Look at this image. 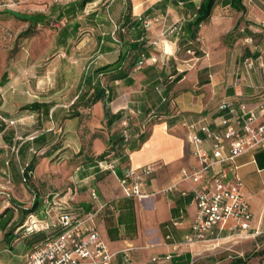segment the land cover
I'll return each instance as SVG.
<instances>
[{"label":"crops","instance_id":"1","mask_svg":"<svg viewBox=\"0 0 264 264\" xmlns=\"http://www.w3.org/2000/svg\"><path fill=\"white\" fill-rule=\"evenodd\" d=\"M54 1L55 10L47 19L67 23L51 34L45 48L98 52L80 67L78 84L99 79L93 70L115 61L121 48L125 51L144 42L147 53L122 62L125 77L103 82L102 76L107 94L81 109L82 118L61 120L60 105L47 116L38 113L39 134H65L66 153L83 151L86 158L79 166L71 164L72 188L38 194L40 211L35 218L52 221L58 206L94 212V222L112 254L109 264H264V146L215 165L202 182L179 181L182 172L191 173L199 166L188 133L203 138L202 148L210 153L212 138L203 128L222 133L232 123V114L220 108L221 102L235 107L245 103L261 113L264 0H215L194 38H185L183 29L170 32L169 28L193 20L202 0H92L80 8L79 0ZM70 4L76 8L67 13ZM140 16L152 22L145 26ZM0 31V48H5L12 37L4 34L12 33L2 27ZM44 116L51 119V126L43 125ZM124 120L130 123L129 140L116 142ZM103 152L106 157L99 159ZM28 158L25 154L23 161ZM99 160L113 163L114 171L99 169ZM147 164L153 171L144 177L141 189L150 195L125 196L119 182L123 172ZM219 169L227 171L226 184L233 173L239 176L252 212L250 226L237 234L229 221L222 229L214 226L206 241H188L196 212L194 190L207 186ZM172 183L176 185L163 191ZM27 199L19 202L30 205ZM4 202L2 214L10 203ZM27 251L23 239L9 249L0 247V264H25Z\"/></svg>","mask_w":264,"mask_h":264},{"label":"rangeland","instance_id":"2","mask_svg":"<svg viewBox=\"0 0 264 264\" xmlns=\"http://www.w3.org/2000/svg\"><path fill=\"white\" fill-rule=\"evenodd\" d=\"M52 4H55L54 0H29L10 10L47 16L54 7ZM5 10L0 9V27L10 30L12 38L5 48H0V206L4 201L12 203L11 199L17 202L28 200L27 196L32 202L34 194L73 187L71 164L79 166L83 158L73 152L64 154L62 160H54V157L48 160L41 157L44 150L37 151L31 177L26 182L22 180L20 170L23 157L18 152V146L26 140L31 141L40 132L36 125L38 112L23 106L34 101H45L54 111V106L60 105L62 120L79 92L87 88L83 82L78 84L80 67L98 54L95 48H45L51 34L65 26V19L50 18L37 24L33 32L24 37L21 34L28 22ZM85 27L86 23L82 22L81 31ZM45 116L43 125L51 126V119ZM9 138H12L11 141ZM65 139L61 137V141ZM33 148L36 149V145ZM24 152L29 157L33 155V150L28 148Z\"/></svg>","mask_w":264,"mask_h":264},{"label":"built area","instance_id":"3","mask_svg":"<svg viewBox=\"0 0 264 264\" xmlns=\"http://www.w3.org/2000/svg\"><path fill=\"white\" fill-rule=\"evenodd\" d=\"M16 5L15 2L0 0L1 10L11 9ZM139 19L145 26L152 22L147 17L140 16ZM54 25L57 26V23ZM181 27L182 23L177 22L169 28V31L180 30ZM4 35V38L12 37L10 33ZM141 64L142 60L136 65L139 67ZM259 105L261 113L257 114L245 103H239L235 107L230 102H221L220 108H228L232 114V123L228 124L222 133L210 130L208 127L203 128L205 136L212 138L210 153L202 148L203 138L196 132L190 131L188 140L193 145V154L198 158L199 166L191 173L182 172L179 181L202 182L215 165L229 163L249 149L264 146V85ZM122 125L121 135L124 141H128L130 137L128 121L124 120ZM98 167L101 170L114 171L115 169L113 163L106 161L98 162ZM152 171L153 167L150 164L127 168L119 178L123 194L134 198L150 195L142 191L141 184L144 177ZM227 178V171L219 169L212 174L207 186L194 190L196 212L188 241H206L214 226L222 229L229 221L233 222L229 227L233 233L241 234L249 228L252 212L243 193L242 182L236 173L232 174L230 181L226 184ZM175 185L176 183H172L163 191H168ZM91 194L96 197L94 190ZM94 215V212L85 215L71 212L59 213L56 224L62 228L61 232L53 239L27 252L25 264H109L112 254L106 249L94 222Z\"/></svg>","mask_w":264,"mask_h":264},{"label":"trees","instance_id":"4","mask_svg":"<svg viewBox=\"0 0 264 264\" xmlns=\"http://www.w3.org/2000/svg\"><path fill=\"white\" fill-rule=\"evenodd\" d=\"M89 1L92 0H79V8L80 6H84L85 3ZM214 1L215 0H202L196 10L195 18L193 20L184 22L181 29H183V36L185 38L195 37L199 25L209 18ZM75 8L76 7L74 4H70L66 7L65 12H72L75 10ZM54 10L55 9L52 8V11ZM5 12L12 14L14 17L20 20L28 22L26 29L21 34L24 37L29 36L33 32V29L37 24L44 23L48 20L46 14L43 13L21 14L10 9L5 10ZM58 15L61 16L62 14L59 13ZM146 48L147 47L144 46V42L136 44L135 47L127 48L125 51H123L121 48L118 58L115 61L96 67L93 70V74L95 77L99 75V79L95 80L94 82H92L91 80L83 81L87 88L84 91L79 92L76 100L72 103V108L64 114V117L82 118L83 115L82 112H80L81 109L90 107L102 96L107 94L106 85L103 84L104 80H114L117 78L125 77L127 75V70L121 65L122 62L130 60L132 61L136 59V56L140 55L141 53H147ZM102 76L104 77L103 82H101ZM23 107L25 109L37 111L38 113L39 111H42L46 116L48 115L50 110V106L44 102L34 101L24 105ZM129 128L130 123H128V131ZM64 135L65 134H62L63 137ZM62 136L58 135L54 137H47L45 134L41 133L33 136L31 141L26 140L19 144L18 152H21L22 157H24L25 155L24 151L26 148H28V150H33V155L27 160L23 161L22 158L23 162L22 168L20 170V175L23 181L26 182L31 177V173L35 168L36 159L34 154H36L37 151L44 150V152H42L41 154V157H46L49 160L53 157L54 160H62L64 154H68L65 151L66 149L62 147V145L64 144V141H61ZM143 138L144 136L141 135L140 139L143 140ZM11 139L12 138H9L8 140L11 141ZM121 139H123L122 136L121 138L116 139V142L120 141ZM34 145H36V149L33 148ZM76 154L77 156L83 157L81 161L82 163H84L86 157L83 151H79ZM106 154L107 152H103L97 157L99 159H102L106 157ZM98 162H100V160ZM39 202L40 200L38 198V195L34 194L33 200L30 205H24L23 203L12 201V203H9L6 206V213L2 214V211H0V247L9 249L15 241L23 239L26 249H28L27 252H29L42 243L46 242L47 240L53 239L61 232L62 228H60L56 224V217L59 213L71 212L78 215H85L89 213H82L69 208L58 206L56 208L55 218L52 221L47 222L45 221L46 217H40L38 219L35 218V216H37L38 214V211H40Z\"/></svg>","mask_w":264,"mask_h":264}]
</instances>
